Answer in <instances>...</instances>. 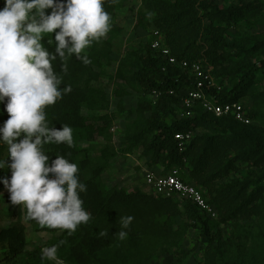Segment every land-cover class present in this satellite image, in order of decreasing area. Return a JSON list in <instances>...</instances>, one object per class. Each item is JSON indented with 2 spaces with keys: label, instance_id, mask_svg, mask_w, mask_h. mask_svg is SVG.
Listing matches in <instances>:
<instances>
[{
  "label": "rangeland",
  "instance_id": "1",
  "mask_svg": "<svg viewBox=\"0 0 264 264\" xmlns=\"http://www.w3.org/2000/svg\"><path fill=\"white\" fill-rule=\"evenodd\" d=\"M250 1L206 0L223 10L242 8ZM47 11L50 12L51 9ZM205 14V11L199 12L200 16ZM110 16L111 28L107 35L98 42H93L82 53L87 55L91 63L85 65L75 56H68L69 71L61 79L60 87L70 85L71 90L84 97L83 114L90 123L105 129L103 134H94L79 143L80 151L74 163L78 166L76 175L79 181H84L105 166L98 176V186L103 194L122 191L131 195L142 192L157 197L146 185V176L148 173H163L166 165L161 162L153 163L140 145L130 151L127 141L128 136L142 129L146 119L156 115L157 101L143 93L138 83L132 79L140 68L141 57L150 53L148 43L156 30L154 15L148 12L144 0H120ZM256 18H241L233 27L215 23L226 29V41L233 42L236 46L228 52L234 58L239 55L234 65L224 63L222 66H212L207 56L209 47L205 46L201 50L202 59L211 65H207L206 70H210L215 84L219 89L221 86L223 91L231 88L230 80L235 76L226 69L231 71L237 65L262 59L244 52L254 45L246 43L247 39L256 41L264 37L263 27L256 22H247V19L255 21ZM209 23V20H203V25ZM199 35L198 41L203 40L202 31ZM49 38L50 34H46L42 43L49 44ZM49 45L55 48L54 44ZM219 54L227 55L222 51ZM246 101L244 103L252 107V101ZM102 102L107 104V109L96 106V103ZM173 108L178 116L181 115V104H175ZM54 109L55 105L45 108L49 127L50 117L56 113ZM105 115L108 117L106 123L101 120ZM253 125L264 130L261 122ZM206 133V130L198 129L194 132V137H201ZM51 150L52 144L44 145L45 152ZM112 152L115 156L107 164L106 156ZM218 170L219 166H215L208 173L209 176L214 175L211 178L217 188L209 198L215 199L216 205L222 204L225 212H220L215 206L221 214L214 220L217 226L209 237L203 235L204 227L201 223L197 228L186 227L188 221L184 214L185 206L179 203L177 208L180 214L170 220L162 219V224L167 225L173 236L167 237L168 239L147 236L137 240L128 232L125 240L115 236L116 232L106 236H99L98 233L72 236L64 231L51 232L39 223H27L26 209L22 207L16 221H21L26 226L27 247L10 264H264V189L247 206L246 212L242 210L250 193L256 188L254 183L264 187V165L255 164L253 160H240L230 171ZM191 183L195 184L194 181ZM239 190L241 193L236 197ZM7 212L8 205L2 195L0 213L2 215ZM230 212L233 214L227 215ZM10 225L9 220H4L0 227L6 229Z\"/></svg>",
  "mask_w": 264,
  "mask_h": 264
},
{
  "label": "trees",
  "instance_id": "2",
  "mask_svg": "<svg viewBox=\"0 0 264 264\" xmlns=\"http://www.w3.org/2000/svg\"><path fill=\"white\" fill-rule=\"evenodd\" d=\"M119 1L116 0L113 3L112 0H105V11L111 15ZM144 4L148 12L154 15L153 24L156 28L154 31L161 34L163 44L178 60H187L190 63L201 62L206 66H211L207 60L202 59L201 50L205 46L210 49L207 56L212 66H222L224 63L232 66L237 62L239 55L234 58V55L228 54L229 49L236 48V46L233 42L226 41V29L216 26L215 23L233 27L241 18L257 17L255 21L247 19V22H256L258 26L264 28V0H251L242 8L227 10L219 8L215 3H207L206 0H144ZM3 7L4 0H0V9ZM201 11H205L206 14L200 16ZM204 19L209 20L210 23L203 25ZM201 31L204 34L203 40L198 41ZM151 41L152 37L148 43L150 53L141 57L140 68L132 79L138 83L143 93L151 95L154 90H158L162 92V95L157 100L156 115L146 119L141 130L127 137L130 144L129 150L139 145L142 146L145 154L153 163L161 162L166 165L163 174L173 168H178L180 178L184 183L194 185L203 193L208 203L216 206L219 211L225 212L222 204L216 205L215 199L209 198L211 193L217 191L214 179L211 178L214 175L209 176V171L215 166H219L218 171H230L240 160H253L255 164L264 165V130L253 125L255 122H261L264 125L262 121L264 118V37L256 41L252 39L245 41L248 44L254 43V45L244 52L248 55L262 57L261 60L250 61L242 66L237 65L231 71L226 69L229 74H235L230 80L229 90L223 91L220 86V89L212 88L206 91L208 97L217 104L241 103L252 121L249 125L236 121L233 116L216 117L205 113L199 104L193 109L191 117H186L183 110L178 116L173 105L181 104L186 93L194 87L196 79L186 70L171 66L167 60L157 56L151 49ZM44 46L49 52H55V48L49 44ZM220 51L227 55H220ZM51 63L52 67L55 65L53 70L61 79L64 73L68 74V56L63 59L57 57ZM170 91H173V94H170ZM249 99L252 101V107L244 103ZM84 100L79 92L71 90L63 94L62 98L54 104L56 113L50 117V126L57 129H61L63 125L70 126L73 145L52 143V150L45 152L49 156V164L57 155L75 163L80 151L79 143L94 134H103L104 127L93 125L83 114ZM96 104L101 109L108 107L103 102ZM8 118L4 105L1 104L0 126ZM107 119L105 115L101 120L106 123ZM198 129L206 130L207 133L201 137H194L185 149L180 151L174 137L175 134L183 131L195 132ZM113 156H115L114 152L106 156L107 164ZM7 158V146L0 144V159L6 160ZM104 168L105 166L100 167L91 178L80 181L86 185V191L80 193V198L83 201V207L90 213L91 219L88 223L79 225L70 235L76 236L81 233L89 235L104 230H108V234L119 232L121 229L117 224L118 216H132L134 219L125 231L130 233L134 240L147 236L162 239L173 236L167 225L162 224V219L170 220L181 213L177 208L178 202L159 195L152 197L142 192L131 195L122 191L103 194V190L98 186V176ZM5 176L9 179L11 177V172L6 167L0 169V178ZM192 181L195 184L191 183ZM254 184L256 188L246 200L245 207L242 209L244 212L264 189L257 182ZM240 193L241 190L237 191L235 196L237 197ZM2 195L5 196L8 212L2 215L0 213V224L4 220H9L11 225L6 229L0 227V263L10 264L25 252L27 247L26 226L21 221H16L23 206L11 205L9 193L0 183V202ZM184 206V214L188 221L186 227L197 228L201 223L204 227L203 235L209 237L217 226L214 220L203 215L192 203L186 202ZM230 214L233 213L230 212L227 215ZM26 221L32 225L37 223L29 219ZM44 228L51 232L64 231L69 234L67 230L59 228ZM183 230L186 231V228Z\"/></svg>",
  "mask_w": 264,
  "mask_h": 264
},
{
  "label": "clouds",
  "instance_id": "3",
  "mask_svg": "<svg viewBox=\"0 0 264 264\" xmlns=\"http://www.w3.org/2000/svg\"><path fill=\"white\" fill-rule=\"evenodd\" d=\"M104 3L4 0L0 9V104L9 117L0 126V144L8 149V158L0 159V169L6 167L11 172L10 179L5 176L0 183L9 193L11 205L26 209L27 219L69 234L88 223L91 216L80 198L86 185L76 175L78 166L60 155L49 164L44 151L46 144L73 145L70 126L57 129L46 121L45 108L71 92L70 85L60 88L61 78L51 62L57 57L75 56L85 65L91 63L82 53L111 28ZM46 34H50L47 42L55 45L54 53L42 43ZM133 219L118 216L121 230L115 236L125 240V229ZM98 235L106 236L108 230Z\"/></svg>",
  "mask_w": 264,
  "mask_h": 264
},
{
  "label": "built area",
  "instance_id": "4",
  "mask_svg": "<svg viewBox=\"0 0 264 264\" xmlns=\"http://www.w3.org/2000/svg\"><path fill=\"white\" fill-rule=\"evenodd\" d=\"M151 37V49L157 56L167 60L171 66L186 70L196 79L194 87L186 93L181 102L182 110L186 117H191L193 109L199 104L205 113L216 117L233 116L236 121L244 125L252 123L245 107L241 103L217 104L208 97L207 90L212 88L219 89V87L215 84L210 70H206V65L201 62L190 63L187 60H178L163 44L161 34L158 31H153ZM170 94H173V91H170ZM161 95V91L154 90L150 96L157 101ZM174 137L179 150L183 151L186 145L193 140L194 132H178ZM145 182L156 195L174 199L179 204L192 203L203 215L211 220H216L219 217L217 209L208 203L200 190L194 185L186 184L181 180L178 168H173L166 174L148 173Z\"/></svg>",
  "mask_w": 264,
  "mask_h": 264
}]
</instances>
